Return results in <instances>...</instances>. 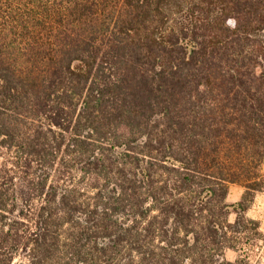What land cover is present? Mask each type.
I'll return each mask as SVG.
<instances>
[{
    "label": "trees",
    "instance_id": "16d2710c",
    "mask_svg": "<svg viewBox=\"0 0 264 264\" xmlns=\"http://www.w3.org/2000/svg\"><path fill=\"white\" fill-rule=\"evenodd\" d=\"M0 157V264H251L264 0H0Z\"/></svg>",
    "mask_w": 264,
    "mask_h": 264
},
{
    "label": "rangeland",
    "instance_id": "374dc122",
    "mask_svg": "<svg viewBox=\"0 0 264 264\" xmlns=\"http://www.w3.org/2000/svg\"><path fill=\"white\" fill-rule=\"evenodd\" d=\"M0 157V163H1ZM261 173L264 175V160L260 167ZM244 189L239 185H231L229 188V193L226 201L230 204L237 203L243 194ZM248 218L257 220L260 223V228L262 233H264V190L257 192L254 196V199L246 212ZM235 214L230 215V220L233 221ZM255 248L250 250L249 255L251 259V264H264V237L262 240L257 241ZM237 253L229 251L226 253L227 259L233 261L237 257Z\"/></svg>",
    "mask_w": 264,
    "mask_h": 264
}]
</instances>
